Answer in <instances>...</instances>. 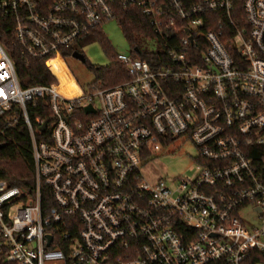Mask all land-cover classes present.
<instances>
[{
	"label": "built area",
	"instance_id": "obj_1",
	"mask_svg": "<svg viewBox=\"0 0 264 264\" xmlns=\"http://www.w3.org/2000/svg\"><path fill=\"white\" fill-rule=\"evenodd\" d=\"M120 8L161 58L134 48L126 81L81 91L63 52ZM1 21L56 81L24 87L0 39V146L26 128L34 174L0 180V264H264V0H0ZM177 141L195 173L151 183Z\"/></svg>",
	"mask_w": 264,
	"mask_h": 264
},
{
	"label": "trees",
	"instance_id": "obj_2",
	"mask_svg": "<svg viewBox=\"0 0 264 264\" xmlns=\"http://www.w3.org/2000/svg\"><path fill=\"white\" fill-rule=\"evenodd\" d=\"M238 6L241 13V2ZM117 18V22L122 27L123 33L133 49L138 48L141 37L153 38L147 20L142 17L138 9L129 8L125 10L120 8ZM101 29L89 34L87 38L82 39L77 44L70 46L63 52L65 57L70 59L74 51L81 52L79 49H75L74 46L83 47V45L96 40L100 42L103 49L110 52V42ZM0 39L4 47L13 55L19 78H21L24 87L39 84L49 85L56 81L41 61L36 60L29 66L26 65L17 48H15V38H13L10 24L7 22H0ZM139 58L150 62L153 66L155 61L161 58V55L142 53ZM61 68L63 70V65H61ZM88 68L95 74L94 83L100 89L115 87L128 79L127 70L120 64L116 55H113V62L110 66L100 68L89 65ZM31 114L33 118L36 116L32 111ZM45 119L49 121L48 117H45ZM4 141L5 147L0 150V180L7 181L10 186L31 187L34 178L33 159L31 157V140H29L26 128L21 127L9 133Z\"/></svg>",
	"mask_w": 264,
	"mask_h": 264
},
{
	"label": "rangeland",
	"instance_id": "obj_3",
	"mask_svg": "<svg viewBox=\"0 0 264 264\" xmlns=\"http://www.w3.org/2000/svg\"><path fill=\"white\" fill-rule=\"evenodd\" d=\"M101 31L105 34L110 42L111 51L107 52L103 49L99 41H93L83 45V47L74 46L79 49L87 59V64H83L73 58L66 60V66L73 76L75 86L85 91L88 86L95 82V74L89 70V65L105 68L113 62V55L121 56L132 55L133 48L128 42L117 21H109L103 25ZM138 47L142 53H154L160 51L161 46L157 40H152L145 36L140 38ZM58 71L69 74L65 68L62 70L60 66H56ZM66 74H62L65 82H68ZM71 82V81H70ZM72 86L74 87L73 82ZM87 93V92H86ZM159 157L146 167L145 174L151 183L157 182L159 179H165L171 183L176 178L192 177L196 171L195 158L198 156L197 148L189 141H177L169 149L162 150ZM250 221H254L252 215H247Z\"/></svg>",
	"mask_w": 264,
	"mask_h": 264
},
{
	"label": "water",
	"instance_id": "obj_4",
	"mask_svg": "<svg viewBox=\"0 0 264 264\" xmlns=\"http://www.w3.org/2000/svg\"><path fill=\"white\" fill-rule=\"evenodd\" d=\"M73 58L80 61L81 63L83 64H86V58H85V55L81 54V53H78V52H75L74 55H73ZM87 113L89 112H93V107L92 106H89V108H87ZM47 129V125H44V127L42 128L43 131H45ZM5 146H0V150L4 149Z\"/></svg>",
	"mask_w": 264,
	"mask_h": 264
},
{
	"label": "flooded vegetation",
	"instance_id": "obj_5",
	"mask_svg": "<svg viewBox=\"0 0 264 264\" xmlns=\"http://www.w3.org/2000/svg\"><path fill=\"white\" fill-rule=\"evenodd\" d=\"M81 54H83V53H81ZM84 55V54H83ZM86 58V57H85ZM74 59V58H73ZM76 60V59H75ZM78 61V60H77ZM80 62V61H79ZM86 64H87V59H86Z\"/></svg>",
	"mask_w": 264,
	"mask_h": 264
}]
</instances>
